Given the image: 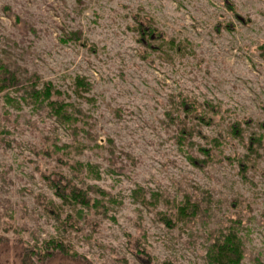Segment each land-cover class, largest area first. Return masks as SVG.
Returning <instances> with one entry per match:
<instances>
[{
    "label": "rangeland",
    "instance_id": "rangeland-1",
    "mask_svg": "<svg viewBox=\"0 0 264 264\" xmlns=\"http://www.w3.org/2000/svg\"><path fill=\"white\" fill-rule=\"evenodd\" d=\"M261 46L264 0H0V264L50 241L76 255L47 264H211L228 230L264 264ZM46 82L76 125L19 101ZM57 172L102 207L63 204Z\"/></svg>",
    "mask_w": 264,
    "mask_h": 264
},
{
    "label": "trees",
    "instance_id": "trees-1",
    "mask_svg": "<svg viewBox=\"0 0 264 264\" xmlns=\"http://www.w3.org/2000/svg\"><path fill=\"white\" fill-rule=\"evenodd\" d=\"M140 33L144 38L154 34L153 32H150V30L148 33L146 30H141ZM146 33L147 35L145 36ZM261 50L264 53V47L261 46ZM15 79V74L5 65L0 64V92L4 89L5 82L8 84L9 82H14ZM77 83L79 86L82 84V81L78 80ZM16 92L21 93L18 99L26 105H33L38 108H41L44 105L49 111L50 117L54 118L58 124L65 127L76 125L77 120L69 111L70 106L63 98H61L62 94L58 90L53 89L50 83L46 82L45 84H42L40 88H37L36 84H26L23 85L22 89L16 90ZM7 100L11 101L12 99L7 98ZM181 105H183L186 112L195 108V105L191 106L189 102H182ZM196 118L205 125L211 123L212 119L210 117L203 116V114L199 112V109L197 110ZM231 128L234 134L240 135V127H238V125H233ZM255 141H257L256 147H259L261 145L260 141L254 140V142ZM253 147L250 146L248 148L251 154L256 153L255 151L257 150L255 147L252 149ZM200 151L205 154L207 159H211L212 150L201 149ZM89 169L92 171L91 167H89ZM54 176L55 178L52 179V176L42 175V177L52 187L54 195L60 199L63 204L80 205L86 209H92L95 211H98L100 207H102L101 203H98L97 200L89 196V193L96 192L95 187L89 186L85 190L78 186L75 179L71 176H67L60 172L55 173ZM97 191L98 193L104 194V192L100 189H97ZM181 209L180 213L186 216L188 214V208L185 206ZM194 210L195 209L192 208V211ZM164 222L168 225V222ZM135 249H137L138 252H142L139 246ZM60 253L68 257L76 255L75 252H69L64 244L50 241L47 242L42 250H25L22 258V264H47L48 260ZM207 255L211 264H242L244 259V246L242 245V241L238 234L234 230H228L225 233H220L215 236L207 250Z\"/></svg>",
    "mask_w": 264,
    "mask_h": 264
}]
</instances>
